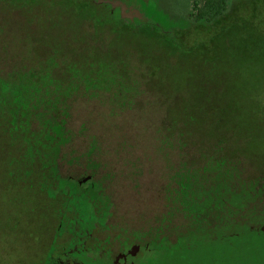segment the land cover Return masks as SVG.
Masks as SVG:
<instances>
[{
	"label": "rangeland",
	"instance_id": "obj_1",
	"mask_svg": "<svg viewBox=\"0 0 264 264\" xmlns=\"http://www.w3.org/2000/svg\"><path fill=\"white\" fill-rule=\"evenodd\" d=\"M196 1L204 0H13L10 7L0 0V66L11 79L22 72L27 96L44 79L57 81L62 92L63 81L74 85L66 108L73 141L62 151L70 159L95 141L100 151L90 162H103L106 203H117L111 224L122 221L134 237L154 231L169 209L166 231L184 250L170 242L156 251L152 244L154 252L137 256V264H264V226H245L264 223V195L253 201L259 218L246 208L256 222L240 224L234 217L196 246L191 235L206 232L204 221L190 223L175 209L171 216L167 207L166 192L173 188L167 181L182 158L202 181L209 175L218 176L216 186L229 180L233 203L236 191L252 181L264 192V0H229L228 10L211 23L190 16ZM115 3L122 5L115 14L127 15L109 22ZM136 9L142 16L131 19L143 17L147 24L129 23L128 13ZM60 91L49 96L61 98ZM46 96L42 86L36 96L41 112ZM7 119H0V264H45L52 251L53 262L109 264L99 255L105 243L93 244L84 232L97 218L86 200L76 205L77 194L67 193L58 210L52 189L23 176L41 167L38 158L30 163L26 157L38 121ZM79 160L84 163L83 156ZM179 231H186L181 242Z\"/></svg>",
	"mask_w": 264,
	"mask_h": 264
},
{
	"label": "trees",
	"instance_id": "obj_2",
	"mask_svg": "<svg viewBox=\"0 0 264 264\" xmlns=\"http://www.w3.org/2000/svg\"><path fill=\"white\" fill-rule=\"evenodd\" d=\"M12 1L13 0H4L6 5H8L9 7ZM15 1L18 2L22 0ZM229 5V0H204L202 4L196 1L194 4V12H190V16L195 19V22L211 23L222 17L223 14L228 10ZM8 10L11 9L9 8ZM7 12L4 11V13H6V16H4L5 18L10 17V15H7ZM117 15L114 12L112 13V11H110V13L106 14V20L109 22L120 20L121 15ZM92 16H94V19H96L97 23H101L100 20L103 19L101 16L96 14H93ZM128 21L134 27H138L149 22L145 21V19H137L138 22H134L132 19H128ZM154 27H157L159 30L162 29L161 26L157 23H154ZM55 53H57V51H55ZM77 57H79V55H77ZM70 62H74L73 57ZM75 65L72 66L75 67ZM76 69L77 68H74V70ZM8 72L10 71L7 70L6 72L4 68L0 66V118L14 117V122H16L15 120H17V117L21 114H23L25 117L36 116L37 118H41V121L39 120V122L45 126L44 133L48 142H53L59 139L64 144L70 140H73L72 131L71 129H69L68 123L70 117L66 111V108H69L67 107V102L71 98L70 96L74 91L73 89H75L74 85H72L67 80L63 81L62 83L64 87L62 88V92L56 85L57 81L51 78V80L44 79V81H41L40 86L31 91V93L37 92L40 90V88H42V86H44V91H46L48 94V96L45 97L46 99L43 100L45 102V105L43 111L41 112L39 111L40 108H38L37 105V102H40V100L36 97L37 95L31 94L30 96H27L24 94V81H22L19 76L23 75L22 72L17 73L16 79H11L9 76L12 77V75ZM33 72L36 71L33 70ZM92 81L93 83H96V79ZM52 87L54 88L52 89ZM51 90H53L54 92L60 91L65 95H62L63 97L61 98L57 97L56 93L55 95L49 96V94H51ZM60 110L62 111V114L58 115ZM186 161L187 160L182 158V160H179L176 164H174V175L172 178L174 182V191L173 193L171 192L173 206L171 208L169 207V198L171 197V195H168L167 193L166 202L167 207L172 210L171 216H173L175 209L176 215H180L181 218H183L182 215H184L185 218L187 217L188 219H190V223L195 221H204L205 226H202L206 228V232L195 231L191 235V238H193L192 240L194 241V246L197 245L195 244L197 239H200L205 234H212L210 233L213 231L212 229H215L218 226H220L221 228L228 225L227 222L230 219H234V217H237V220H239L240 224H244L246 219L256 222L255 218H259L260 213L258 211V207L255 205L256 203L254 202H256L258 198L263 197L264 195V192H259L256 189L257 187L262 186L260 183H258L259 181H252V184L248 189H241L236 191L235 198L237 199V202L233 203L229 198L233 195L229 193V191L233 190L231 189V182H229V180L226 181V179H223L222 184L216 186L218 176L209 175L202 181L201 179L197 178L196 174H189V171L186 167ZM169 179L170 178H168L167 181V187L170 185ZM248 181H250V179ZM252 185L253 190L251 191L249 189L250 187H252ZM224 187H227V189L221 192ZM229 205H232L233 207L231 208ZM254 205L255 207H253ZM250 207L255 209L253 211L255 212V218L253 219H249L250 217H247V212L249 209L246 208ZM167 210L169 209H165V212L160 216L161 219H163V223H161L160 226L155 227V229H153L154 231L149 232L152 237L151 240H154L151 242V245H155L156 251L158 250L157 248H160L161 246L164 247L171 242L166 238L169 234L166 231V220H169L170 215H167ZM216 211L221 212L223 216H221V218L211 217L214 216L212 212L215 213ZM235 213L236 215L233 216ZM212 219H215V221H212ZM217 221H219V224ZM261 225L262 226H254L249 221L248 225L245 226H248V228H251L252 230L254 229L256 231L257 228L263 229L264 223ZM189 230L190 232H192L193 226ZM185 233L186 231H179L178 234H176V239H181V237L179 236H183ZM181 241L182 239L179 240V242ZM172 242L171 243L173 246H178L176 241ZM175 249L184 250V246H178L175 247ZM53 260L54 259L48 258L47 264H52Z\"/></svg>",
	"mask_w": 264,
	"mask_h": 264
},
{
	"label": "flooded vegetation",
	"instance_id": "obj_3",
	"mask_svg": "<svg viewBox=\"0 0 264 264\" xmlns=\"http://www.w3.org/2000/svg\"><path fill=\"white\" fill-rule=\"evenodd\" d=\"M137 4L138 6H140L139 3ZM121 7L122 5L120 3H115L111 7L112 13L117 12L118 9H121ZM120 15L121 16L123 15L122 11L120 12ZM127 19H131V17H128ZM30 93H28V95H30ZM24 94L26 95V93ZM31 94L37 95L38 91ZM44 94H47V92L44 91ZM19 116L25 117L23 114ZM25 118L27 121L29 120L34 121V119H36L39 124V129H38L39 133L38 134L35 133L38 136L34 135L33 137L35 141L34 143L29 141L31 144H29V147L27 149H30V151L28 152V155H26V157L30 159V163H34L38 158L41 164L39 171L30 170L23 175V176H27L26 181L29 180L31 184L39 183L44 185L45 187L52 189L53 194L55 195L56 198L55 200L52 201V203L53 204L55 203L58 206V210L62 207L63 202L61 203V201L64 199L67 193H71V196L74 193L77 194L78 199L75 200V202H73L76 205L79 202H82L81 200L83 199L86 200L85 201L87 202L86 204H89L92 207L93 211L95 210L94 215L97 218L96 219L92 218L91 220H89V225H86L84 232H86L85 234H87L90 237V239L93 240V244L98 239H100L99 242L105 243V245L103 246L105 247V251L103 250L102 252L99 253L100 259L102 261L108 262L109 264H137V261L135 260L137 256H140L142 254L144 255V254L153 253L154 247L151 245V242L154 240H151L152 237L149 234V232L137 233L135 234L134 237H132L129 234L127 224H122L121 223L122 221H118L116 224H111L112 215H113V212L111 210L116 208L117 203L115 202L114 199H112V201H110L109 204L106 203L105 200L106 186L102 181H100V175H101L100 169H103L102 168L103 162L99 161L98 158L90 162L92 156L98 154V151H100L99 148H97V144L95 143V141H92L89 145L88 150L82 152L81 155H79V153L75 154L72 152V155L69 159L68 156L64 155L62 150L64 146H68L73 140H70L64 144L59 139L53 142L52 141L48 142L46 140L45 133L42 132V124L39 123V120L41 118H37L36 116H32V117L30 116ZM7 120H10L9 122L12 124H16V122L19 121V120H15L16 122H14V117H8ZM47 148H49V151ZM81 156L84 157V163H81L79 160ZM86 159L88 161H86ZM64 163H66L65 166H67L68 164L66 168H64L63 166ZM77 167L79 168L82 167L83 170L78 172L76 171ZM173 175H174V168L172 171V175L169 179L170 185L173 188L172 190L167 189L166 192L168 195L169 194L171 195V197L169 198L170 208L173 206L172 194H171V192L173 193L174 191V182L172 179ZM59 197L60 200L58 201ZM160 224L161 223L159 222V219H157L155 227L160 226ZM59 228H61V220H59L58 227L56 229ZM100 230H105V231L112 230L114 235L112 236L99 235ZM173 237H174L173 234L172 235L168 234L166 238L172 242ZM54 253L56 252L52 251L50 253V255L53 258L49 257L48 254V256L46 257L45 264H47L48 258L54 259L55 257ZM57 262L52 261V264H82L77 260L74 261V263L71 261H62L58 263Z\"/></svg>",
	"mask_w": 264,
	"mask_h": 264
},
{
	"label": "water",
	"instance_id": "obj_4",
	"mask_svg": "<svg viewBox=\"0 0 264 264\" xmlns=\"http://www.w3.org/2000/svg\"><path fill=\"white\" fill-rule=\"evenodd\" d=\"M123 8H125V7H123ZM129 15V17H131V18H133L134 17V15L135 16H138V17H141L142 15H141V12L138 10V9H136V10H134V11H132L131 13H128ZM127 14L126 13H123V16H126Z\"/></svg>",
	"mask_w": 264,
	"mask_h": 264
}]
</instances>
